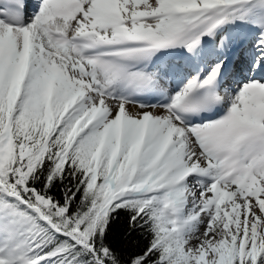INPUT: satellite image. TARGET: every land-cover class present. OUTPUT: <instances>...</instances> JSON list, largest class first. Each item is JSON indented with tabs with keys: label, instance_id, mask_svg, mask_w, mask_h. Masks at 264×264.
Returning a JSON list of instances; mask_svg holds the SVG:
<instances>
[{
	"label": "bare ground",
	"instance_id": "bare-ground-1",
	"mask_svg": "<svg viewBox=\"0 0 264 264\" xmlns=\"http://www.w3.org/2000/svg\"><path fill=\"white\" fill-rule=\"evenodd\" d=\"M80 1L84 4L83 6L77 0H52V4L47 6L49 16L44 11L47 8L41 9L40 4L36 3L33 17L29 20L30 24H26V28L6 27L0 21V39L2 38L8 47L11 45L12 49H16L14 62L17 75L26 65L32 63L34 65L35 57L38 62L45 58L63 69H78L77 66L70 65L71 58L75 56L70 51L68 53L63 46L60 49L61 55H59L55 52L40 51L36 43L37 36L40 40L46 39L43 34L45 30L47 32L53 28L59 30L56 25L57 21L64 23L69 18L68 20L75 22L68 32L60 30L61 41L68 35L71 37L77 33H85L91 37H108L115 32L126 33L128 19L120 0ZM229 1L231 2L222 4L221 7L224 9L221 11L216 10L214 5L203 6L202 12H199L201 15L192 20L187 16V21L183 26L177 23L170 24L168 20L173 18L171 15L173 10H176L177 16H180L176 20H182L187 14L189 0H165L162 5L163 13H146L133 17L130 21V24L140 31L141 36L144 34L159 46H163L167 42H173L172 46H174L184 41L195 40L199 44L197 50L199 56H207L211 50L221 55L207 66L203 74L204 81H212L218 86L220 97L219 110L215 115L210 116L208 121L203 120L187 127L176 122L173 115V111L178 109V102L182 99V94L186 95L193 87L195 77L185 85L176 78L168 86H166L168 82L167 84H163L159 80L155 82L153 78L140 85L139 73L135 72L132 75L131 87L124 89L113 76H109L107 77L109 83H106L107 90L101 92L103 98L99 99V96H94L90 105L92 108L95 107L91 124L93 123L92 126L97 131L104 132L103 144L105 147L110 146L115 159L120 158L127 147H130L132 155L143 151L144 156L149 157L153 165L160 168L155 170L154 175L172 176L170 204L187 203L191 208L194 205L204 208L207 204H212L214 189L202 179L196 181L187 178L194 172L202 177H209L210 180L216 179L213 185L217 183L223 187L217 190V194L221 190L232 194L231 184L223 185L222 183H225L226 179L214 176L219 168H222L226 175L239 176L240 168L231 162L230 151L232 149L240 156V162H243L242 167L249 172V176L243 178L244 184L245 181H253L263 175L261 171L264 166L258 164L252 155L253 149L249 147V143L254 142L257 135L264 143V128L252 122L254 113L260 116L262 111L257 114V109L252 108L256 101L249 91L255 87L264 88V76L256 75L259 69L264 66V7L262 8L263 22L261 26L247 25L245 21L250 20V17L248 15L245 19V13L243 10H237V5L245 6L250 0ZM89 3L90 5H88ZM206 7H209L210 12L203 14ZM111 18L118 24H122L116 26V29L113 25L114 29L109 30L107 25ZM259 31L261 32L258 33ZM27 32L30 34H26ZM258 36L260 38L255 40ZM26 39H29L28 44L24 43ZM207 41L209 45H206ZM165 50V48H161V51ZM257 50L262 52L259 53ZM232 51L238 54L234 59L243 61L239 62L241 65L243 63V75L234 78L237 87L230 91L231 94L226 99V96H222V94L228 84L225 83V80L221 82V79L227 72V65L233 61L227 58V55ZM241 51L244 52L242 59L239 56ZM254 63L256 65L261 63L260 66H254L255 69L258 68L255 73L252 71ZM42 69L48 72L44 66ZM232 72L233 68L228 69V73ZM260 72L264 73L263 70ZM243 78L245 83H242ZM246 83L249 85L247 86ZM178 88L182 94L173 95ZM49 91L47 108L50 105L51 87ZM147 95L157 99L156 104H153L151 100L144 99ZM256 95L263 96L262 93H256ZM164 101H167V105H163ZM150 187L146 189L148 190ZM221 200L222 198H219V202ZM259 201V204L247 199L238 202L233 212L235 231L239 233L233 234L234 236L243 237L250 232V237L253 238L254 235L261 233L260 230L263 231L264 219L257 206L264 211V198H259ZM243 206L246 209L250 206L253 208L249 215V231L245 228L246 217L243 213ZM180 210L182 211L183 207ZM209 233L197 231L193 244H199V253H201L200 250H205L203 254L208 261H218L217 257L221 252L218 245L224 244V242L221 243L217 238H215V242L204 241V238L207 237L214 239L215 236L211 237ZM207 242L208 246L214 247L213 250L207 249ZM18 253L19 249L15 245L12 230L2 226L0 220V264H39L38 260H28L26 256H19Z\"/></svg>",
	"mask_w": 264,
	"mask_h": 264
},
{
	"label": "trees",
	"instance_id": "trees-1",
	"mask_svg": "<svg viewBox=\"0 0 264 264\" xmlns=\"http://www.w3.org/2000/svg\"><path fill=\"white\" fill-rule=\"evenodd\" d=\"M11 107L4 89L0 93V151L7 148L6 119ZM58 119L59 112L55 120L47 119L38 95L29 92L21 97L11 123V148L7 157H0V183L23 201L0 185V203L11 202L31 215L39 229L37 243L42 252L64 254L69 264H165L162 244L173 233L162 226V194L150 203L148 197L131 196L109 205L108 162L95 166L91 161L94 146L86 137L69 144L74 117ZM127 175L118 181L117 189ZM29 204L39 207L64 233ZM256 264H264V254Z\"/></svg>",
	"mask_w": 264,
	"mask_h": 264
},
{
	"label": "rangeland",
	"instance_id": "rangeland-1",
	"mask_svg": "<svg viewBox=\"0 0 264 264\" xmlns=\"http://www.w3.org/2000/svg\"><path fill=\"white\" fill-rule=\"evenodd\" d=\"M122 1L125 9L129 12V15H131L140 13L146 14L156 8L159 9L162 0ZM199 1L200 0H191L192 6ZM263 4L264 3L261 2L260 4H254L253 6L259 7ZM245 14H252L250 7L246 8ZM39 42L40 41H38V43ZM44 46L48 51H54L56 49L53 45H51V43H49V41L45 42ZM11 59L12 57L9 55L7 45L2 39H0V85H2L6 80L11 81V95L14 94L18 96L22 89L29 85L35 92H39L43 96H47L49 86L51 82H53L51 105L46 111L47 116H49V118L53 117L55 104L53 96L57 95L60 99H65L63 104V113L73 109L80 116L78 123L73 128L71 135L72 138L80 134L87 133L89 142L95 143L96 139L100 137L99 145L96 147L92 156V160L96 164L102 158H107L110 162V172L112 175L115 173L119 174L130 169H140V167L143 166L144 168L142 172L145 174L144 180L139 185L140 190H143L144 192H151L155 189L163 188L168 190L165 199L166 214L163 219V224L170 231L176 232V234L173 236L172 240L162 244V248L165 251L163 258L165 264H231L234 260L238 261L240 264L244 262L251 264L256 261L261 254H264V227L263 231L260 230L261 233L254 235L253 238L250 237V232L246 233L243 237L233 235L239 233L235 231L234 209L238 205V202H241V200L246 201L247 199L256 202V204L260 203L258 199L259 194L263 193L262 197L264 198V176L259 179L261 184L258 183V180L250 183L249 192L241 190L237 182L232 181L231 188L233 192L231 197L224 196V200L222 203H218V206L211 204L212 208L208 205L207 209H204L198 208L197 205H194L191 208L190 205L187 206L186 204H182L178 205L177 209L174 205L168 204L172 190L171 175H154L155 170L160 168L154 166L152 160L149 157L146 158L144 156L143 151L132 155L129 149L130 147H127L126 151L122 153L120 158L115 159L110 146L105 147L103 144V132L97 131V129L92 126L93 124H91L90 119L95 114V107L92 108L90 105L93 102L94 96H99V99L103 98V94H101L103 89H100L94 84L95 82H100L98 80V71L92 67H88L86 70L88 72L80 73L79 71H72V74H70L68 70L59 69L57 66L45 61L44 64L48 65L51 71L49 73H45L41 68L42 65L35 61L31 70L30 68H24L19 75H16ZM145 77H152L154 81L156 80L154 79L153 71L146 73ZM91 78L95 80H92V82L90 81ZM103 80L106 81L107 79ZM233 84L234 83L232 81L231 85ZM106 89L107 86L104 87V90ZM3 155L5 156L6 152H4ZM216 175L221 177L220 168L217 170ZM190 178L196 181H201L202 179L210 185V179L205 176L202 177L198 173H193ZM228 184L231 183H227L226 185ZM149 186H151V189L146 190ZM216 187L217 184L214 188ZM111 189L112 199H115L125 193L122 191L115 194L114 188L112 187ZM214 200L215 199L213 198V201ZM181 207H184L182 212H180ZM243 207V213L246 217L245 228L249 231V215L252 213L253 208L252 206L248 209H246L245 206ZM257 207L259 208L261 217L264 219V211L259 206ZM0 220L2 226L8 227L12 230L15 245L19 249V256H27L30 258L32 256V251L34 250H27L28 246H26V249L24 248L25 245L29 243L28 241L31 240V236L34 233L32 228H26L29 218L15 210L13 206L5 204L0 207ZM197 231H205L206 233L211 231L209 235L211 237L215 236L214 239H208V237L204 238V241L211 240L212 242H215V238H217L221 243L224 242V244L218 245V249H221V252L217 257L218 261H208L207 257L203 254V252H205L204 249L200 250L201 253H199V244H193ZM24 235H26V240L23 239ZM257 237L258 239H256ZM213 248L214 247L212 246H208L207 242V249L213 250ZM46 263L55 264L51 261Z\"/></svg>",
	"mask_w": 264,
	"mask_h": 264
}]
</instances>
